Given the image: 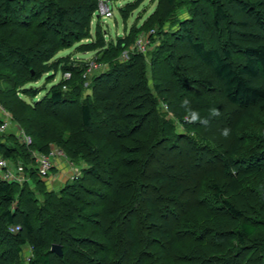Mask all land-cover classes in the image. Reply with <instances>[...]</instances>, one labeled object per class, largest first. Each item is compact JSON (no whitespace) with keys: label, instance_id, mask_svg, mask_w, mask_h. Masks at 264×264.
I'll use <instances>...</instances> for the list:
<instances>
[{"label":"trees","instance_id":"obj_1","mask_svg":"<svg viewBox=\"0 0 264 264\" xmlns=\"http://www.w3.org/2000/svg\"><path fill=\"white\" fill-rule=\"evenodd\" d=\"M233 1L205 0L207 8L200 7L202 0L192 2L195 16L205 13L207 20L224 31L228 39L226 48L211 47L204 40L195 41L190 34L191 21L184 22L182 28L187 39V45L182 49L190 56H181L170 42L157 47L148 62L149 51L146 54L129 52V59L123 61L121 53L128 50L135 39L131 43L125 40L108 44L105 38L97 36L94 43L78 48L97 50L101 55L94 61L100 67L84 78L89 62L80 70L73 69L62 66L65 58H56V54L89 37L91 20L98 13L100 0H0V75L7 72L14 77L16 94L20 92L18 86L34 83L44 74L61 68L62 74L70 72L71 77L53 85L42 101L36 103L52 107L66 101L65 92L72 89L74 83L92 81L90 96L83 100L78 89L79 96L73 98L80 100L78 119H72V122H78L84 134L78 144L61 148L71 161L83 159L87 164L81 175L74 177L60 192L59 199L46 193V207L40 208L35 216L32 214L35 210L29 208L33 202L29 182L33 180V184H39L41 178L36 166H31L35 162L32 151L47 154L50 147L45 142L36 147L35 140L27 147L19 142L14 132L0 134L8 136L9 140L0 142V155L15 167L23 164L24 172L28 173L24 183L0 178V264H61L71 258H78L79 264L89 260L94 264H233L231 261L264 264L263 227L245 217L231 201L234 193L248 185H257L255 177L264 168V151L255 164L242 166L244 157L237 159L236 155L248 141L233 133L238 141L230 155L220 158L221 170L214 171L210 167L205 178L197 176L193 179L191 169L201 158L192 156L187 148L193 145L197 152L203 150L218 158L214 151L217 145L198 146L190 140L178 147L182 137L174 133L163 115L165 109L174 113L177 119L188 117L197 121L210 119L221 111V102L210 101L205 91L197 93L188 102L179 97L178 87L171 79H178L182 75L180 72H187L188 64L201 78L219 88L224 102L245 109L233 131L249 119L256 107L264 106V40L253 37L256 28L248 27L247 20L241 23L246 27L244 34L229 35L231 16L237 12L228 7ZM174 3L175 0H168L166 8L171 10ZM15 4L24 12L13 8ZM259 4L244 2L242 9L254 13L263 26ZM77 10L83 12L82 18L78 17L80 21L75 19L71 24L66 23L68 14ZM54 15L57 32L52 29ZM157 26L161 28L163 22ZM248 32L251 35L246 34ZM236 51L242 53L241 58H234ZM16 56L24 72H18L14 63L8 64ZM167 70L170 72L168 80L164 77ZM123 72H126L125 76H122ZM184 78L187 79L186 73ZM106 80L114 83L109 85L104 82ZM167 89H172V94ZM202 89L206 90V87L202 86ZM22 92L36 91L31 86L24 87ZM15 99L22 109L31 107L18 96ZM3 118L0 114V123ZM26 133L34 136L29 131ZM261 143L264 145V136ZM161 146L172 157L169 162L163 157L158 168L153 164L159 159ZM176 148L180 150L178 153L184 152L183 157L174 154ZM178 158L181 169L175 167ZM109 176L116 182L109 184L106 181ZM221 180H227V185ZM17 193L22 203L27 204L21 208V203L20 210L14 214L7 205L15 200ZM94 199L99 201L95 204ZM176 208L180 214L181 211L185 213L180 221L172 224L168 219L169 215L178 219ZM19 211L21 219L16 222L15 215ZM221 214L229 221H238V226L228 228L223 225L225 221L219 220ZM82 217L97 228L78 237L80 232L76 229ZM12 226L19 228L14 238L8 230ZM71 230L77 232L78 238L72 237ZM10 239H16L15 244H11ZM73 239L88 246L83 248L76 242V247L69 249ZM27 244L32 245L33 255L24 263L17 255ZM53 244L63 245L62 256L54 254ZM238 247L243 253L240 260L237 259L240 255Z\"/></svg>","mask_w":264,"mask_h":264},{"label":"rangeland","instance_id":"obj_2","mask_svg":"<svg viewBox=\"0 0 264 264\" xmlns=\"http://www.w3.org/2000/svg\"><path fill=\"white\" fill-rule=\"evenodd\" d=\"M167 1L168 0H100V2H105L110 5L113 16L109 18H103L96 12L91 20L89 37L78 41L75 40L76 42L73 46L65 48L61 52L57 53L56 58L64 57L65 59L62 61V66H68L73 69L80 70V68L84 66V63L89 62L90 64L93 63L97 58H100L99 56L101 55L98 54L97 50L86 51L84 48L80 50L78 49L81 47V45L90 44L91 42L94 43L97 36L105 38L106 43L108 44H118L119 42H123L125 40L131 43L134 41V39L135 41L133 44H135L140 36L148 37L149 34L151 37L149 39L150 43L147 46V52L149 51L150 53L146 57L147 62L149 61L150 56L155 49L158 50V48L163 44L170 42L176 51L181 53V56H190L189 53L185 51V49H182L187 45V39H185V33L183 31L184 29H182L183 23L187 21H191L190 25L192 28L190 29V34L195 41L204 40L209 46H219L221 49H224L228 46V39L225 37L223 33L224 31L216 28L215 24L212 23L210 19L207 20V15H205V13L202 16H195L192 10L193 0H175L171 10L166 8ZM244 2L260 3L258 6V13H260L259 16L262 17L264 21V0H235L233 3L228 4V7L231 10L237 11L236 14L231 16L229 35L237 37L241 36V34H244L246 27L245 25L242 26L241 23L243 20H247L246 24L248 27L254 26L256 28V31H253L254 33H252L253 37L264 40V24L263 26L261 25L262 23L258 21L254 13L244 11L242 9ZM58 4H56V7H58ZM200 4V7L207 8V3L205 0H202ZM12 7L21 10L17 4L12 5ZM78 10L77 12H70L68 14V20L66 23L71 24V22L75 19L80 21L78 17H81L83 12H78ZM21 12H24V10H21ZM170 13L171 15L169 16ZM85 14L86 11H84V16ZM55 19L56 15L51 18V23L54 24L52 29L57 32L58 26H56ZM161 22H163V26L160 28L157 25ZM246 34L251 35L250 32ZM71 38L73 39L74 37ZM132 52H134V50L130 51V53ZM124 54L125 51L121 53V58L123 61H127L129 56H123ZM241 57V52H234V58L237 59ZM10 63H14L16 65L18 72L25 71L21 61L17 56L8 62V64ZM187 67V72H185L187 79L184 78L185 73L183 72H180L182 75L178 79H171L178 87L179 97H181L183 101L188 102V100L193 98L197 93L205 91L210 101L221 102L222 106L221 111L217 114H214L212 118L199 119L197 121L188 117L183 120L177 119L174 116V113L167 112L165 109L163 110V115L170 122L174 133L182 137L179 138L178 147L188 144L190 140L198 146H202L205 143L210 145L213 143L217 145L214 151H216L217 156H219L218 158H214L209 154H205L203 150L197 152L195 146L188 145V147H190L187 149L190 150V154L192 156H199L201 158L200 162L191 169L194 175L193 179L197 176L205 178L210 172V167H212L211 169L214 171L221 170V159L230 155L231 150L238 141V137H235L234 135L232 136L233 133L243 136V139L248 141V143L241 148V153L236 155L237 159L244 157V159H241L242 166L244 167H248L249 163L255 164L259 157L263 155L264 151V145L261 143L264 136V106L258 108L256 107L251 112L249 119H246L243 122V125L238 128V130L233 131L234 125L240 116L245 113V109L237 108L224 102L223 96L220 93L218 87L209 84L207 81L201 78V76H199V74L192 69L194 68L193 66L188 64ZM61 71V68L60 70H53L50 73L44 74L41 79L34 83L18 86V90L20 92L17 94L15 90L17 89V85L15 84V80L12 79L14 77H12V75L7 72L1 73L0 106L5 111L4 115L9 120V128L5 132L6 134L10 132L17 134L19 131H24L26 133V131H29L34 135V138L32 136L31 138L33 141L35 140L36 147L41 146L40 144L45 142L50 147V149L51 147H56L59 149L63 147L65 149L71 148L73 145L80 142V137L84 133L81 131L78 122H72V119H78V102L80 99L77 100L73 98H77L79 96L77 92L78 89H80V95L83 100L85 97L91 95L92 81L90 79L79 81L77 84L74 83L72 85V89L69 88L68 91L65 92L67 94V99L62 104L52 107H48L45 103L36 104L37 102L42 101L43 97L53 85L57 84L63 79V74ZM169 73L170 72H168V70L164 73V75H166L164 76L166 80H168ZM125 74L126 72H123L122 76H125ZM104 82H108L107 84L109 85L114 83L113 81L107 80ZM31 86L36 92L29 94H24L22 92L24 87L30 88ZM202 86L206 87V90H203ZM171 90L172 89H167V92L172 94ZM12 91L14 92L15 96L13 95ZM16 96H18L25 104L31 107L28 110L22 109L16 103ZM202 122H207V124L204 125ZM0 142H9L8 136H0ZM19 142L21 143L20 140ZM166 151L167 150L164 146L160 147V154L158 156L159 159H157L153 164L154 167H158V164H161L163 157L164 160L167 158L166 162H169L168 159L172 157V155L168 154ZM179 151L180 150L176 148L174 154L183 157L184 152L178 153ZM0 157L2 156L0 155ZM60 158H63L65 160V164H67L69 167L67 171L65 170L63 172L62 168L56 167V162H58L57 159L54 164L56 166L53 167L54 172L53 174L51 173L52 175L45 179H41L39 184H33V180L29 182L33 197V202L30 204L29 208L33 211L35 210L34 213L32 212L33 216H35L37 212L41 211L40 208L46 207V193H49L51 196L57 197L59 199L61 197L60 192L64 190L66 185L71 182L74 177L81 175V172L87 164L83 159H75L73 162L68 158V156L65 158ZM175 163V167H177V169L182 168L179 158L176 159ZM262 163H264V160ZM10 164L11 167L15 169V166L12 163ZM31 166L35 167L36 161ZM71 170L74 173H70ZM69 173L72 176L67 178V175H70ZM25 174L28 176V173L25 172ZM107 178L109 180L111 179V182H109L108 179L106 180L109 184L116 182L115 178H110V176ZM255 180L257 185H248L243 190L234 193L231 196V201L236 204L245 217H250L253 220L259 222L260 226H262L264 230V168L261 170L260 174L255 177ZM226 181L227 180H221V183L227 185ZM155 196L157 199L159 198L158 194ZM96 200H93L95 204L99 201ZM158 200L161 201L160 199ZM21 203L22 200L20 198V194L17 193L15 200L8 204L7 207L11 209L14 214H16L18 213V210H20ZM160 203L165 205L163 201ZM23 204L26 205L27 203H22L21 208L22 206L25 207ZM178 210L179 209H177V214L179 216L178 219L172 215H169L168 220L172 224H175V222H177L176 220L180 221V219L183 218L181 215L184 214L185 211H181L180 214ZM142 211L145 210L142 208ZM21 215V212L18 215H15L16 222L21 219ZM166 217L167 216L164 215V219H166ZM219 220L225 221L223 225H228V228H235L238 226V221H236V223L229 221L223 214L220 215ZM78 224V228L76 229L77 232H80L78 237H80V235L84 236L85 234H89L91 233V230H96L97 228L96 224H93V222H88L85 217H82L78 221ZM16 228L17 227L15 226L8 228L13 238L14 234L17 232ZM77 232L72 231V237L76 238ZM73 240L70 241L68 245L69 249L76 247V242H78V239ZM10 241L11 244H15L16 239H10ZM79 244L83 246V248L84 246H88L85 243L84 245L82 243ZM248 246L251 248L252 244L250 243ZM61 248L63 254V245H61ZM239 249L240 248L238 247L237 250ZM148 250L152 251L151 247L148 246ZM241 252L242 251L240 249V255H238L237 258L239 260L241 258L243 259V253ZM32 255V245L27 244L20 248V253L17 255V257L21 262L27 263ZM234 258H236V255ZM79 262L81 261L78 260V258H71L70 260L66 259L65 263L62 262L61 264H79ZM231 262L235 264L233 261ZM94 263V261L89 260L84 264Z\"/></svg>","mask_w":264,"mask_h":264},{"label":"built area","instance_id":"obj_3","mask_svg":"<svg viewBox=\"0 0 264 264\" xmlns=\"http://www.w3.org/2000/svg\"><path fill=\"white\" fill-rule=\"evenodd\" d=\"M98 14L101 15L103 18H109L112 17V9L110 5H108L105 2H100L98 6ZM150 34L148 37L140 36L137 39V42L135 44H132L128 50L125 51V54L123 56L128 57L129 52L134 50L138 53L145 54L147 52V46L150 43ZM100 66L96 64L95 62L89 64V68L84 74V78L88 77L89 73H92L94 70L98 69ZM71 77L70 72H65L63 74V79H69ZM0 114H5V111L0 106ZM9 128V120L4 115V118L2 122L0 123V134L5 133ZM17 136L21 143L25 144L27 147L31 146L33 144V140L31 136H29L24 131H19L17 133ZM32 157L36 161V170L37 175L41 179H45L50 176L52 169L54 167V164L56 160L60 157H66L63 150L51 147L50 151L47 154L40 153L37 151H32ZM0 178L2 180H6L9 182L17 181V182H24L26 179H28V176L24 172V168L22 164H19L18 166L14 168L11 167L10 161L0 157ZM19 229L18 227L16 230Z\"/></svg>","mask_w":264,"mask_h":264},{"label":"crops","instance_id":"obj_4","mask_svg":"<svg viewBox=\"0 0 264 264\" xmlns=\"http://www.w3.org/2000/svg\"><path fill=\"white\" fill-rule=\"evenodd\" d=\"M58 162H56L57 163V166L56 165H54V166H56V167H58V168H62V171L64 172L65 170L67 171V169H69V167L67 166V164H65V160L63 159V158H58V160H57ZM53 172H54V169H53V171H52V174H53ZM70 173H74L72 170L70 171ZM69 173V174H70ZM51 174V175H52ZM67 174H68V172H67ZM72 175L70 174V175H67V178H69V177H71Z\"/></svg>","mask_w":264,"mask_h":264},{"label":"water","instance_id":"obj_5","mask_svg":"<svg viewBox=\"0 0 264 264\" xmlns=\"http://www.w3.org/2000/svg\"><path fill=\"white\" fill-rule=\"evenodd\" d=\"M51 250L56 253L59 256H62V248L61 245L58 244H53L51 247Z\"/></svg>","mask_w":264,"mask_h":264}]
</instances>
